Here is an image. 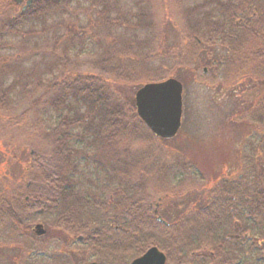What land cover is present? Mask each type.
<instances>
[{
  "label": "trees",
  "instance_id": "trees-1",
  "mask_svg": "<svg viewBox=\"0 0 264 264\" xmlns=\"http://www.w3.org/2000/svg\"><path fill=\"white\" fill-rule=\"evenodd\" d=\"M27 1L0 0V25L5 31L17 33L25 18H39L53 7L70 10V2L77 0H31L26 5ZM87 1V14L92 11L97 17L90 18L87 24L75 20L64 26L53 45L55 49L60 39L65 42L57 57V72L44 84L36 83L40 92L34 96L33 89L25 91L30 102L20 114L50 108L58 115L42 127L41 140L46 150L36 148L27 157L20 152L9 157L10 169H19L10 179L0 176V182L6 185L0 187V224L3 222L15 235L41 222L65 237V242L82 236L77 244H82L99 264H130L151 246L166 253L167 264H241L242 230L238 218L230 212L232 201L226 197L229 192L223 182L207 190L204 204L187 208L174 220L165 217L159 207L158 214L169 224L157 220L150 206L152 201L143 195L147 172L129 161L130 145L168 139L157 137L138 116L134 95L146 82L168 77H178L183 82L188 76L192 79L205 63L213 69L225 64L237 74L254 73L252 70L262 74L264 0H204L199 7L192 5L186 14L192 15L200 8L199 19L190 21L186 28H176L173 38H167L162 31L157 38L148 39L144 42L148 50L136 58L135 64L127 55L133 49L131 44L119 52L111 35L95 30L97 25L127 23L119 18L117 0ZM88 35L105 43L95 71L73 67L77 64L69 56L76 44L84 48ZM221 49L227 55L224 61L217 53ZM13 57L16 56H0L3 109L13 104L17 84L16 80L8 84L4 80ZM153 57L162 59L158 66L151 65ZM182 69L185 71L180 76L178 71ZM83 164L95 165L100 171L101 181H106L104 191L99 193L90 186L82 189L78 169ZM160 172L157 168L155 175ZM247 199V216L263 219L264 203L257 201L255 193ZM260 210L262 218L258 216ZM206 236L213 239V255L206 251ZM198 244L206 253L197 250L201 254L196 257L193 251ZM243 264H255L254 257Z\"/></svg>",
  "mask_w": 264,
  "mask_h": 264
},
{
  "label": "rangeland",
  "instance_id": "rangeland-1",
  "mask_svg": "<svg viewBox=\"0 0 264 264\" xmlns=\"http://www.w3.org/2000/svg\"><path fill=\"white\" fill-rule=\"evenodd\" d=\"M203 1L117 0V7L121 9L119 18L127 23L123 21L122 25H97L95 30L111 35L115 41L114 48L119 52L131 44L133 49L127 55L135 64L136 58L148 50L144 44L148 39L157 38L162 31L167 38H173L176 28H186L190 21L199 19L200 8L192 15H187L186 11L192 5L199 7ZM88 5L90 2L87 0L71 1L68 7L70 10L53 7V11L39 18H25L19 24L17 33L5 31L0 25V44L3 45L0 47V56H16L8 63L5 84L17 81L12 95L13 104L9 108H0V176L5 175L10 179L13 173H17L19 167L17 170L9 167V157L13 153L16 156L20 152L27 157L31 149L46 150L47 145L41 140L42 127L55 120L58 114L50 108L20 114L30 102L25 91L33 89L34 96L40 92L36 90V83L41 81L44 84L48 77L53 76L54 71L57 72V57L65 42L60 39L54 49L55 36L60 35L64 26L70 22L77 20L83 25L90 18H96L97 15L92 11L87 14ZM140 13L145 15L141 16ZM115 15L113 13L112 17ZM83 44L82 49L76 44L69 54L70 59L77 64L73 67L81 71H95V63L104 50V40L99 43L88 35ZM217 53L222 61L226 60V52L221 49ZM161 60L153 57L151 65L158 66ZM184 71L179 70L178 74L182 76ZM252 72L237 74L229 71L225 64L216 69L207 63L203 64L194 78L188 76L185 82L179 79L183 83V105L182 124L177 135L168 141L155 140L130 145L132 150L129 161L147 172L143 177V195L153 205L160 201L161 209L167 208L163 211L165 217L173 219L189 207L201 206L210 186L238 175L241 166L239 142L245 135V128L255 127L257 132L258 128L264 130V72ZM20 115L22 119L17 118ZM24 149L26 152H22ZM157 168L162 172L156 176ZM78 170L84 191L88 186L99 193L104 191L106 181H101V173L95 165H79ZM2 186L6 185L0 182ZM43 225L46 232L44 235H37L32 229L33 225L22 235L13 234L15 240L12 241L17 244V248L14 249V245L2 247L0 251L4 255L0 254V264H14L17 257L21 259L20 264H83L95 259L82 244H77L78 240L65 242V237L48 229L47 224ZM5 241L10 243L9 236Z\"/></svg>",
  "mask_w": 264,
  "mask_h": 264
},
{
  "label": "flooded vegetation",
  "instance_id": "flooded-vegetation-1",
  "mask_svg": "<svg viewBox=\"0 0 264 264\" xmlns=\"http://www.w3.org/2000/svg\"><path fill=\"white\" fill-rule=\"evenodd\" d=\"M255 116L257 117L256 113H255ZM258 119L257 121H259ZM243 121H244V124H247L246 120H243ZM256 130L257 129L255 127L254 128L250 127L249 129L245 128V135L243 136L242 140L239 142L240 153L238 154V156L240 157L239 161L241 165L239 169V173L236 177H231L229 179L223 180L225 189L229 192V193H226V197H228L230 201H232L230 212L232 211L231 213L234 214L238 218L237 221H238L240 229L242 230L243 241H240L241 243H239V249H240L239 253L240 255H242L241 264L245 263V261L248 258H253V257H254L255 264H264V217L263 219H251L250 216H247V209L245 205L246 201L248 200L247 199L248 196L252 195L253 193H255L257 201H260L259 202L260 204L264 203V130L260 131L259 128H258V132ZM212 187L213 186H210L207 190H210ZM150 206H152L153 211L157 214V217L161 216V218H162L163 211L167 209V208L162 209V214H158V209L159 207H161L160 201H158L154 205L150 203ZM258 216L262 218L263 213L261 212V210ZM163 220L164 221L162 222L165 225L169 224V222L166 219H163ZM170 220H174V219H170ZM158 221H161V220H158ZM38 223H41V222L34 223L32 229L37 235H44L46 232L43 234H38L36 232L37 231L36 224ZM41 224L43 225V223ZM220 227H221L220 229H223L225 225L223 227L222 226ZM11 232L12 231H10L9 228L4 226L3 222L0 224V249L2 247L5 248V247L13 246V245H14V249L17 248L15 247L17 244L12 241L13 233ZM20 234L22 235L21 231L17 233L18 236ZM7 236H9L10 238V243H7L5 241ZM82 238H83L82 236H78L76 240L81 241ZM227 239L229 240V237ZM205 242H206V247H207L206 251H208L211 255H213L214 250L211 249L212 246L210 245L211 243H213L212 237L206 236ZM226 243L228 246L227 248L229 250L230 247L228 245V241H226ZM200 249L202 248L199 247V244H198L195 252L193 251V254L196 257H198L199 254H201L197 250L202 251L203 253H206L205 250L203 249L200 250ZM177 251L178 250H176V253H175L176 256H177ZM1 253L2 251H0V254ZM163 253L165 255V262L167 264L166 253L165 252ZM1 257L2 256H0V260H1ZM20 260L21 259L17 257V261L14 264H20ZM91 261H95L97 264H99L97 260L95 259ZM91 261H88V262H91ZM88 262H85L83 264H86Z\"/></svg>",
  "mask_w": 264,
  "mask_h": 264
},
{
  "label": "water",
  "instance_id": "water-1",
  "mask_svg": "<svg viewBox=\"0 0 264 264\" xmlns=\"http://www.w3.org/2000/svg\"><path fill=\"white\" fill-rule=\"evenodd\" d=\"M22 0H17L21 2ZM31 0L26 2L30 4ZM206 70V68H204ZM183 83L176 77L142 84L135 92L134 101L138 116L157 136L164 139L174 137L181 126L183 105ZM158 220L164 221L161 216ZM166 223V222H165ZM36 232L43 234L41 223L36 224ZM86 264H97L95 261ZM131 264H166L164 253L151 246Z\"/></svg>",
  "mask_w": 264,
  "mask_h": 264
}]
</instances>
